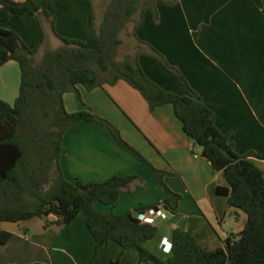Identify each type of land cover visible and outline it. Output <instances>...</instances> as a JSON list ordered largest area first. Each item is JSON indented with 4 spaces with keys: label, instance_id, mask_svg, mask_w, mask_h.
Segmentation results:
<instances>
[{
    "label": "crops",
    "instance_id": "obj_1",
    "mask_svg": "<svg viewBox=\"0 0 264 264\" xmlns=\"http://www.w3.org/2000/svg\"><path fill=\"white\" fill-rule=\"evenodd\" d=\"M24 2L25 0H14ZM48 12L41 20L31 15H12L0 28L15 31L25 45L36 51L35 61L63 46L58 36L86 41L92 4L96 25L103 21L107 5L102 0H35ZM158 19L152 8L144 10L143 23L125 30L132 38L134 56L151 45L177 67L201 101L215 116V124L229 136L235 151L251 155L264 172V0H157ZM53 22L55 32L53 30ZM124 44V43H123ZM123 46V45H122ZM121 51V50H120ZM39 63V62H37ZM139 63L146 75L163 89L185 95L179 79L147 53ZM21 69L10 61L0 68V99L14 104L20 93ZM64 96L69 113L89 111L110 122L122 138L157 170L165 172L164 183L180 196L176 211L166 206L165 188L144 162L119 144L110 131L96 122H82L64 135L61 170L71 181L102 183L114 176H137L121 194L116 208L96 203L103 212L121 215L138 208L158 207L166 219L156 218L157 236L147 248L162 260L172 256V237L177 229L192 234L205 248L224 247L232 235L244 229L247 219L229 208L219 187H229L223 172H216L193 145L173 105L154 110L143 95L125 81L105 84L92 91L78 86ZM0 226L12 238L0 244V264H139V254L124 251L111 242L98 255L86 217L80 214L67 227L50 225L55 217ZM152 264V263H144Z\"/></svg>",
    "mask_w": 264,
    "mask_h": 264
},
{
    "label": "trees",
    "instance_id": "obj_2",
    "mask_svg": "<svg viewBox=\"0 0 264 264\" xmlns=\"http://www.w3.org/2000/svg\"><path fill=\"white\" fill-rule=\"evenodd\" d=\"M157 0H111L98 27L92 4L90 30L86 41L58 36L63 46L35 61L30 50L15 31L0 28V68L16 61L21 69L20 93L14 104L0 99V226L4 222L21 223L55 217L44 228L54 224L67 227L83 214L95 240L96 255L111 242L123 252L136 251L139 264H264V172L250 158L241 156L215 124L213 112L203 104L177 67L151 45L137 39L146 51L120 58L122 34L130 24L137 29L143 23L144 10L153 9L156 19ZM170 5L177 0H166ZM12 15H31L39 20L49 17L35 0L16 2L0 0V23ZM53 22V30L55 32ZM147 53L174 74L186 88L185 95L169 92L154 83L144 72L139 57ZM125 81L138 90L152 110L173 105L177 117L194 146L203 149L216 172H223L229 187H219V195L228 198L229 208L247 216L241 233L230 236L224 247L214 250L203 247L189 232L177 229L172 237V256L162 260L153 254L147 243L157 236L154 224L141 216L154 208H138L117 215L103 213L96 203L116 208L121 194L137 176H114L102 183L69 181L61 170L65 133L82 122H96L106 127L114 139L147 164L165 188L166 206L176 211L180 196L164 183L165 172L155 169L121 136L110 122L89 111L69 113L64 96L74 92L81 99L78 86L92 91L105 84ZM5 245L12 235L4 233ZM42 264V263H35ZM119 264V261L113 262Z\"/></svg>",
    "mask_w": 264,
    "mask_h": 264
},
{
    "label": "rangeland",
    "instance_id": "obj_3",
    "mask_svg": "<svg viewBox=\"0 0 264 264\" xmlns=\"http://www.w3.org/2000/svg\"><path fill=\"white\" fill-rule=\"evenodd\" d=\"M110 2H111V0H102V5L103 6H105V5L109 6ZM95 3H97V0H95ZM122 39H123L124 44L121 47L120 58L123 57V55L129 51V48H130L131 42H132V38L127 31L122 34ZM41 61H42V58H39V60H37V62H41ZM243 216L245 217V219H247V216L245 214ZM34 222H35L34 223V225H35L36 223L39 222V220L35 219Z\"/></svg>",
    "mask_w": 264,
    "mask_h": 264
},
{
    "label": "built area",
    "instance_id": "obj_4",
    "mask_svg": "<svg viewBox=\"0 0 264 264\" xmlns=\"http://www.w3.org/2000/svg\"><path fill=\"white\" fill-rule=\"evenodd\" d=\"M140 218L142 221H144L146 223L153 224L152 222L156 218L166 219V215L161 210H151V211L145 213L144 215H142Z\"/></svg>",
    "mask_w": 264,
    "mask_h": 264
}]
</instances>
